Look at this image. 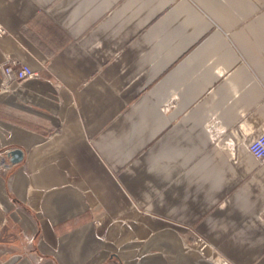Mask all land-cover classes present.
I'll list each match as a JSON object with an SVG mask.
<instances>
[{"label":"crops","instance_id":"1","mask_svg":"<svg viewBox=\"0 0 264 264\" xmlns=\"http://www.w3.org/2000/svg\"><path fill=\"white\" fill-rule=\"evenodd\" d=\"M0 27V264H264V0H0ZM6 57L37 77L3 88Z\"/></svg>","mask_w":264,"mask_h":264},{"label":"built area","instance_id":"2","mask_svg":"<svg viewBox=\"0 0 264 264\" xmlns=\"http://www.w3.org/2000/svg\"><path fill=\"white\" fill-rule=\"evenodd\" d=\"M5 34V31L0 27V37ZM1 70L3 75V81L1 86L5 89H10L9 85L12 83H18L32 79L37 77V73L30 69L28 66L19 64L16 59L6 57L4 62L1 64ZM175 100V97L169 101L168 104H165L162 107V111H167L172 107V102ZM206 131L208 132L210 139L213 143H216L223 139L226 134V129L220 124L219 120L214 117L210 120V122L206 125ZM225 143L229 147H233L234 143L231 139H227ZM248 152L254 157L259 163H264V132L261 133L256 139L251 141L247 145ZM7 151H0V171H8L11 169V165L6 157ZM194 244H198V252L203 253V249L205 248L204 243L200 238H196L193 243L186 245L187 249H192ZM3 251L0 250V254ZM218 264H230L225 259L221 258L218 261Z\"/></svg>","mask_w":264,"mask_h":264},{"label":"water","instance_id":"3","mask_svg":"<svg viewBox=\"0 0 264 264\" xmlns=\"http://www.w3.org/2000/svg\"><path fill=\"white\" fill-rule=\"evenodd\" d=\"M6 157L10 164L15 165L23 161L24 152L22 149L14 148L6 152Z\"/></svg>","mask_w":264,"mask_h":264},{"label":"rangeland","instance_id":"4","mask_svg":"<svg viewBox=\"0 0 264 264\" xmlns=\"http://www.w3.org/2000/svg\"><path fill=\"white\" fill-rule=\"evenodd\" d=\"M9 171V170H8ZM7 172V171H6ZM202 257L206 258V255L204 253H199Z\"/></svg>","mask_w":264,"mask_h":264},{"label":"bare ground","instance_id":"5","mask_svg":"<svg viewBox=\"0 0 264 264\" xmlns=\"http://www.w3.org/2000/svg\"><path fill=\"white\" fill-rule=\"evenodd\" d=\"M189 252H191V251H189Z\"/></svg>","mask_w":264,"mask_h":264}]
</instances>
